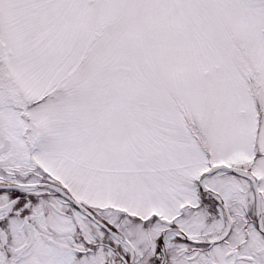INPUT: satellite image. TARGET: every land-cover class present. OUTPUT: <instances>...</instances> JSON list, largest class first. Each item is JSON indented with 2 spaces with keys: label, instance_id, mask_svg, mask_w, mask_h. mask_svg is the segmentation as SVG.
<instances>
[{
  "label": "snow or ice",
  "instance_id": "obj_1",
  "mask_svg": "<svg viewBox=\"0 0 264 264\" xmlns=\"http://www.w3.org/2000/svg\"><path fill=\"white\" fill-rule=\"evenodd\" d=\"M0 264H264V0H0Z\"/></svg>",
  "mask_w": 264,
  "mask_h": 264
}]
</instances>
